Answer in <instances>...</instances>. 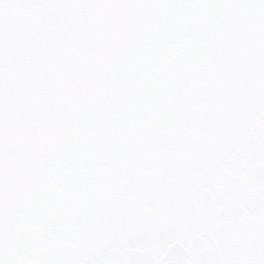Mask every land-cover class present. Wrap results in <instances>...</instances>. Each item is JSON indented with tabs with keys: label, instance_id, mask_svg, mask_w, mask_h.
Listing matches in <instances>:
<instances>
[{
	"label": "snow or ice",
	"instance_id": "obj_1",
	"mask_svg": "<svg viewBox=\"0 0 264 264\" xmlns=\"http://www.w3.org/2000/svg\"><path fill=\"white\" fill-rule=\"evenodd\" d=\"M0 264H264V0H0Z\"/></svg>",
	"mask_w": 264,
	"mask_h": 264
}]
</instances>
